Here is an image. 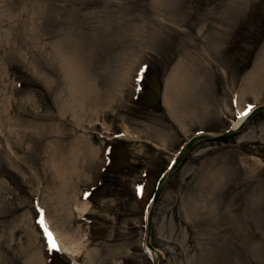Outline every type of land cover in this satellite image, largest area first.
Listing matches in <instances>:
<instances>
[{
    "label": "rangeland",
    "instance_id": "374dc122",
    "mask_svg": "<svg viewBox=\"0 0 264 264\" xmlns=\"http://www.w3.org/2000/svg\"><path fill=\"white\" fill-rule=\"evenodd\" d=\"M263 49L264 0H0V264H29L30 252L44 264L33 198L64 232L70 204L54 215L57 195H74L72 205L85 191L77 261L153 264L146 208L157 182L190 138L224 133L246 104L264 106V82L246 83ZM66 58L92 84L82 109L62 110L81 94ZM178 65L189 85L172 94L180 118L167 101ZM51 146L78 150L65 186L49 168ZM153 217L163 264H264V112L236 138L194 147ZM71 260L56 254L52 264Z\"/></svg>",
    "mask_w": 264,
    "mask_h": 264
},
{
    "label": "bare ground",
    "instance_id": "6f19581e",
    "mask_svg": "<svg viewBox=\"0 0 264 264\" xmlns=\"http://www.w3.org/2000/svg\"><path fill=\"white\" fill-rule=\"evenodd\" d=\"M78 8V10H81L85 7L84 3H75ZM64 67L66 70V76L70 80V83H72L73 88L75 89V93H81V94H71L70 100L67 102V105L62 107L63 111H72L76 108H83L86 104V100L90 97V94H87L90 90H92V84L88 81V76L85 74H79L81 67L75 63V61L71 60L70 58H66L64 61ZM181 66L178 65L173 75L168 80L167 83V101L168 106L171 108L172 111L175 112L176 116L180 115L178 113L179 110L182 109L181 104L175 98L172 94H182L185 87L189 88L188 83L185 81H182L181 79H178V74L180 72ZM80 80V81H78ZM264 82V49L262 53L260 54V58L257 61L253 72L249 77L246 79V83L248 86H253V84H259ZM83 92H86L83 94ZM4 113L7 112L6 106L4 104ZM6 111V112H5ZM2 113V112H1ZM7 114V113H6ZM245 119H241L234 125V129L238 128L240 125L245 123ZM10 145V144H9ZM11 147V146H10ZM53 148V146H51ZM54 150V151H53ZM91 153L95 152L93 151L94 148L90 147ZM78 150L73 149V151L70 152H63L62 150H59L58 147H55L52 149L51 154H49V168L51 170L54 169L55 176L57 179H60L62 181V184L65 186L67 185L66 180L71 177L72 175H75L78 171L75 169V166H77L79 154L77 152ZM2 184V182L0 183ZM73 194V193H72ZM60 200H57L56 198V205L52 207V211L54 215L57 214L58 211H62V213H66L67 211V204H70V211H71V199H74V195L67 196L64 192L61 194L59 193L57 196H60ZM51 200H54L52 197ZM87 209L81 208V211H86ZM71 213V212H70ZM56 217L51 216V223L55 225L54 228L56 230V233L59 237L60 243L58 247L61 248V251L67 254H71L72 252L78 251L81 246L77 245L75 246L76 241V230L62 231L58 228V225L56 223ZM55 219V220H54ZM71 219V214L69 215V218ZM23 220V219H22ZM36 257H39L38 253L33 252L29 253V264H36ZM87 257L92 259V253L87 252ZM154 258H157L156 255H154ZM0 259H3V257L0 256Z\"/></svg>",
    "mask_w": 264,
    "mask_h": 264
},
{
    "label": "water",
    "instance_id": "95a60500",
    "mask_svg": "<svg viewBox=\"0 0 264 264\" xmlns=\"http://www.w3.org/2000/svg\"><path fill=\"white\" fill-rule=\"evenodd\" d=\"M231 135L230 134H226L224 136H221V137H217V138H213V137H200V138H195L193 139L189 144H187V146L185 147L184 151L182 152L181 156H180V159H179V162L182 160L183 156L190 150L194 147V145L200 141V140H205V141H219V140H224L226 138H228L229 136ZM172 173H169L162 181H161V184H160V188L157 192V199L160 197L162 191L164 190V187L165 185L167 184L168 182V179L169 177H171Z\"/></svg>",
    "mask_w": 264,
    "mask_h": 264
},
{
    "label": "snow or ice",
    "instance_id": "6c2138e0",
    "mask_svg": "<svg viewBox=\"0 0 264 264\" xmlns=\"http://www.w3.org/2000/svg\"><path fill=\"white\" fill-rule=\"evenodd\" d=\"M241 115H247V112L242 113ZM41 222H43V221H41ZM48 236H49V243H50L51 248H53V249L58 248V245H57L56 242L53 240V238L51 237V234H50V233H48Z\"/></svg>",
    "mask_w": 264,
    "mask_h": 264
}]
</instances>
